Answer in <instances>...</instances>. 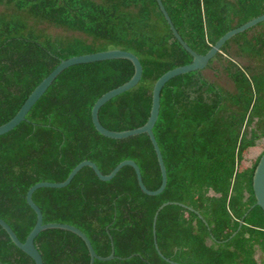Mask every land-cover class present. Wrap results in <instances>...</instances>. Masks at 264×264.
Segmentation results:
<instances>
[{
    "label": "trees",
    "instance_id": "trees-1",
    "mask_svg": "<svg viewBox=\"0 0 264 264\" xmlns=\"http://www.w3.org/2000/svg\"><path fill=\"white\" fill-rule=\"evenodd\" d=\"M162 2L183 40L200 55L264 14V0ZM113 49L136 55L143 76L102 106L99 120L111 131L136 129L149 119L157 80L193 61L156 0H0V126L61 61ZM205 69L223 72L233 89L206 78ZM205 69L173 78L161 92L153 128L167 172L161 194L146 195L131 166L110 181L84 167L69 186L33 194L44 224L78 228L101 257L114 247L113 260L94 264H264V211L253 191L264 149L251 167L241 169L248 151L264 138V22L227 41ZM134 71L124 59L71 66L25 121L0 135V218L21 242L37 222L28 190L65 181L83 161L104 175L134 161L147 189L160 187L161 169L147 134L111 139L92 120L97 100ZM165 203L170 204L159 212L154 233L155 215ZM35 246L44 264L90 263L86 244L69 231H43ZM0 264H35L1 226Z\"/></svg>",
    "mask_w": 264,
    "mask_h": 264
},
{
    "label": "water",
    "instance_id": "water-1",
    "mask_svg": "<svg viewBox=\"0 0 264 264\" xmlns=\"http://www.w3.org/2000/svg\"><path fill=\"white\" fill-rule=\"evenodd\" d=\"M163 16L165 17L175 39L182 45V47L193 57V61L190 64L180 66L177 68H174L167 73H165L163 76H161L157 82L154 85L153 88V97H152V108L150 112V116L148 121L141 127L132 129V130H126V131H111L106 129L99 120V112L102 106H104L107 102L115 98L116 96L127 92L134 87H136L143 76V67L136 55L133 53L121 50V49H113V50H107L92 54H85L81 56H75L71 57L67 60L61 61V63L46 77L44 78L41 83L32 91V93L29 95L27 100L24 102L22 107L19 109L17 114L7 123L0 126V135H4L10 131H12L14 128H16L21 122L26 120V116L29 113V111L32 109V107L36 104V102L44 95V93L48 90V88L52 85L54 80L67 68L79 65V64H87V63H94V62H100V61H107V60H117V59H124L129 60L133 66H134V75L132 78L127 81L126 83L122 84L121 86L110 90L109 92L105 93L103 96H101L97 102L95 103L93 110H92V120L93 124L96 128V130L102 134L105 137L111 138V139H125L132 136L140 135V134H147L154 146V149L157 154L158 162L161 169L162 174V183L160 187L157 190L151 191L147 189L145 186L141 171L139 166L131 160H126L121 162L119 165H117L108 175H104L98 166L91 162V161H83L82 163L78 164L72 172L69 174L67 179L63 182L59 183H52V182H40L32 186L28 192H27V202L29 206L36 212L37 214V222L33 230L28 235L25 242H21L17 235L14 233L12 228L0 218V226L7 232L9 237L11 238L12 242L24 253L29 255L35 262V264H44V260L38 251V249L35 246V239L39 236L40 233L46 230L50 229H59V230H65L72 232L73 234H76L79 236L84 243L87 246V249L90 254V263L94 264L95 260L100 261H110L115 258L114 256V247L112 249V253L107 257H101L99 256L95 250L93 249V246L89 240V238L78 228L68 225V224H61V223H49L44 224L43 223V215L41 209L36 205V203L33 201V194L36 190L40 188H65L70 185L74 177L79 173V171L84 167H90L93 169L97 177L101 181H110L112 180L116 174L124 167L131 166L134 168L137 180L139 183V186L141 190L149 196H157L161 194L167 185V172L165 163L162 157L161 150L159 148V145L156 141V138L153 133V128L158 120L159 112H160V100H161V92L164 88V86L173 78L184 75L193 71H199L204 70L207 65L209 64L210 60H212L216 54L221 50V48L224 46V44L229 41L234 36L247 31L259 23L264 22V14L254 18L245 24L230 30L225 35H223L216 44L205 54L200 55L196 53L181 37L177 29L175 28L162 0H156ZM253 191L256 198L255 205L262 208L264 211V153L261 156V158L258 161V164L255 168L254 175H253ZM170 203L163 204L157 211L154 219V233H155V224L158 217L159 212L161 209L168 205ZM156 240V236H155ZM156 244V249L158 250L159 254L162 256V254L159 251V248ZM167 261L171 262L170 260L166 259ZM172 263V262H171Z\"/></svg>",
    "mask_w": 264,
    "mask_h": 264
},
{
    "label": "rangeland",
    "instance_id": "rangeland-1",
    "mask_svg": "<svg viewBox=\"0 0 264 264\" xmlns=\"http://www.w3.org/2000/svg\"><path fill=\"white\" fill-rule=\"evenodd\" d=\"M51 32L57 33L55 31H51ZM238 62L241 64H247V61L242 59H239ZM203 74L205 75L206 78L210 79L211 81H216L227 89H231V90L233 89L232 82L227 78V76L223 72L217 71L216 73L214 72L213 69H205L203 71ZM263 149H264V138L257 142L256 147L251 148L248 151L245 160L242 163L241 169L251 167L252 164L255 162V160L258 158V156L261 154ZM256 257L259 261H261L262 253L259 250H257Z\"/></svg>",
    "mask_w": 264,
    "mask_h": 264
}]
</instances>
